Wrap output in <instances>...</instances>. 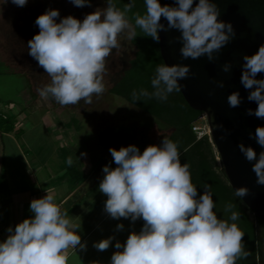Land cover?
I'll return each mask as SVG.
<instances>
[{
    "label": "clouds",
    "instance_id": "obj_1",
    "mask_svg": "<svg viewBox=\"0 0 264 264\" xmlns=\"http://www.w3.org/2000/svg\"><path fill=\"white\" fill-rule=\"evenodd\" d=\"M28 0H11L17 7L26 6ZM78 8L90 7V0H70ZM106 8L87 14L83 21L72 16L59 20L58 10H46L38 16L35 24L39 33L28 41V55L38 62L50 77L51 83L38 89L42 99L53 98L60 105H76L80 101L92 103L93 95L105 91L104 75L106 60L113 49L121 48L120 37L136 38L138 27L147 37L159 43V32L175 29L180 33L182 58L193 60L206 56L211 62L213 53L219 52L235 36L231 23L218 19L220 12L212 0H173V5L158 0H144V14L134 15L133 25L128 13L134 7L132 0L121 10L113 0H106ZM167 26L161 23V19ZM240 83L249 102L256 109H247L246 114L264 119V44L252 55L243 56ZM231 65L226 63L223 71ZM189 67L185 65H160L151 81L153 92L141 89L133 92L134 100L140 96L166 101L173 91H180L179 80L186 79ZM219 83L218 87H223ZM230 107H239V92L227 97ZM256 143L264 148V127L255 129ZM238 148L247 161L255 163L258 185H264V151L257 153L252 147L239 144ZM115 168L104 166V177L99 191L107 199L105 212L112 218L143 220L139 233L130 232L126 241H117V250L111 256V264H236L247 253L243 251V232L235 223L222 220L213 211L215 203L209 186L202 195L191 181L189 165L181 164L178 145L162 139L159 146L149 145L143 152L134 146L110 148ZM81 153V156H85ZM72 157L67 163L72 164ZM249 190L240 187L237 197H244ZM32 218L18 223L14 230L0 242V264H67V249L81 250V236L72 230L67 213L54 202L52 195H45L30 202ZM234 205H227L231 211ZM238 212L229 219L236 221ZM122 231L123 224H117ZM114 237L94 243L98 251H105Z\"/></svg>",
    "mask_w": 264,
    "mask_h": 264
},
{
    "label": "rangeland",
    "instance_id": "obj_2",
    "mask_svg": "<svg viewBox=\"0 0 264 264\" xmlns=\"http://www.w3.org/2000/svg\"><path fill=\"white\" fill-rule=\"evenodd\" d=\"M90 3V7L78 8L70 0H28L26 6L17 7L11 0H0V171L5 177H29L26 169H31L34 164L40 166V176H44L46 170L53 173L62 158V150L55 149L59 141L54 137V131L48 130V124L53 120L60 127L66 122L71 123L72 119L76 121L68 128H77V138L72 140H79V144H66L63 163L67 164L69 157L78 159L87 150L89 159L86 163L93 177L104 175L102 168L106 165L116 167L110 148L119 150L134 145L142 153L149 145L159 146L168 134L165 125L107 92L134 52L129 40L123 37L119 38L121 48L113 49L106 60L105 91L99 96L93 95L92 103L80 101L76 105L63 106L49 97L47 108L54 119L50 114L44 115L47 108L38 106V89L49 85L51 79L28 55V41L39 33L36 18L52 9L59 11L57 23L67 16L83 21L87 14L105 8L99 0ZM29 90V96L34 95L31 99ZM197 123L204 125L207 131L205 120ZM8 130L11 137L5 133ZM98 157L96 166H92L90 160Z\"/></svg>",
    "mask_w": 264,
    "mask_h": 264
},
{
    "label": "water",
    "instance_id": "obj_3",
    "mask_svg": "<svg viewBox=\"0 0 264 264\" xmlns=\"http://www.w3.org/2000/svg\"><path fill=\"white\" fill-rule=\"evenodd\" d=\"M144 1V0H143ZM164 4L173 5V0H158ZM219 9V20L231 23L235 36L219 52L213 53L210 62L206 56L198 59H184L180 54L182 43L180 33L171 29L159 32L157 43L159 56L163 64L185 65L190 71L186 79L179 80L183 85L179 91L186 105L205 116L211 145L218 156L222 172L231 190L245 187L249 194L238 197L250 211L251 217L258 219L264 226V185L256 183L257 177L252 171L255 161L249 162L240 152L238 145L252 147L257 156L261 148L254 138L255 129L264 127V119L246 114L247 109H256L255 102H249L247 96L250 90H245L240 83L241 66L244 55L254 54L261 44H264V0H212ZM167 26V22L161 19ZM228 63L230 70L226 73L223 66ZM264 79V74L257 76ZM223 87H218L219 83ZM239 92L241 104L239 107L229 106L227 97Z\"/></svg>",
    "mask_w": 264,
    "mask_h": 264
},
{
    "label": "trees",
    "instance_id": "obj_4",
    "mask_svg": "<svg viewBox=\"0 0 264 264\" xmlns=\"http://www.w3.org/2000/svg\"><path fill=\"white\" fill-rule=\"evenodd\" d=\"M92 1L95 0H90V2ZM99 1L103 2L106 8V0ZM132 2L134 7L128 13V18L135 25L134 15L136 13L144 14L145 4L143 0H132ZM113 3L122 10L124 5L129 3V0H113ZM135 31L136 38L129 40L135 49L133 56L116 81L108 87V94L121 98L126 104L167 127L168 134L165 139H169L178 145L180 162L181 164L187 163L190 166L191 181L197 187L198 194L202 195L205 186H209L215 203L213 211L217 214V217L228 220L229 223H235L243 232V251L247 255L238 258L236 264H256L255 257L258 246L255 223L261 226L263 224L255 217L250 218V211L229 187L221 165L216 160L218 156L214 153L209 136L202 135L196 138L191 131V123L199 118L202 113L190 109L182 99L179 91L170 93L166 101H160L154 97L149 99L143 96H140L138 101L134 100L132 95L134 91L137 94L141 89H145L149 93L154 91L151 81L155 77L156 68L163 65L157 43L151 37H147L138 27ZM70 121L71 123H64L63 127L68 128L70 124L74 125L73 121L76 122L74 119ZM12 123L13 121L10 125ZM64 169L68 177H80L74 182V185L83 180L84 176L74 164L69 165L67 163ZM4 187V173L0 171V190ZM229 204L234 205V207L231 211H226V206ZM232 212L239 213V218L236 221L229 219ZM136 223L137 233H139L144 222L142 219H138Z\"/></svg>",
    "mask_w": 264,
    "mask_h": 264
},
{
    "label": "crops",
    "instance_id": "obj_5",
    "mask_svg": "<svg viewBox=\"0 0 264 264\" xmlns=\"http://www.w3.org/2000/svg\"><path fill=\"white\" fill-rule=\"evenodd\" d=\"M26 86L29 87L28 83H26ZM26 91H28V88ZM30 94L29 90L28 97L34 96H29ZM38 99V106L48 107L49 98L44 100L39 97ZM49 114L50 111L47 108L44 115ZM50 115L54 119L52 114ZM48 125V130L54 131V137L59 141L55 149L62 150L60 151L61 162L56 164L53 173L46 170L44 176L39 175L40 166L38 164L32 165L29 170L26 169V174L29 177L4 176L5 187L0 190V242H3L9 235L7 231L9 227L14 230L18 223L33 217V213L30 212V202L33 199L43 198L47 194L52 195L54 202L62 211L67 213L66 218L69 219L72 230L81 236V243L86 244L85 250H81L79 247L67 249V264H111L113 253L122 251V249L117 250L114 247L115 243L119 241L123 244L130 232L137 233V223L131 221L130 225V219H112L105 212L107 197L99 191V184L104 175L91 176L92 171H89L86 163V160L89 159L87 150L85 156L80 155L78 159L72 160V164L84 176L80 183L74 185V182L80 177H68L65 173L63 160L66 152H63V149L67 147L66 144H79V140H72L77 138V129L57 126L54 124V120ZM5 133L8 137H11L10 130ZM99 158L94 161L90 160L92 166H96ZM55 159L57 160V157ZM117 224H123L122 231H117ZM109 237H114V239L107 250L98 251L93 246L94 243Z\"/></svg>",
    "mask_w": 264,
    "mask_h": 264
},
{
    "label": "flooded vegetation",
    "instance_id": "obj_6",
    "mask_svg": "<svg viewBox=\"0 0 264 264\" xmlns=\"http://www.w3.org/2000/svg\"><path fill=\"white\" fill-rule=\"evenodd\" d=\"M255 235L257 238V246H258L255 262L256 264H264V226L263 225L261 226L255 223Z\"/></svg>",
    "mask_w": 264,
    "mask_h": 264
},
{
    "label": "built area",
    "instance_id": "obj_7",
    "mask_svg": "<svg viewBox=\"0 0 264 264\" xmlns=\"http://www.w3.org/2000/svg\"><path fill=\"white\" fill-rule=\"evenodd\" d=\"M205 120V116L202 114L199 118H197L194 122L191 123V131L195 134L196 138H199L202 135H208L209 136V131H208V127H207V123H206V130L204 128V125L200 126L198 125V121L199 120ZM206 121V120H205Z\"/></svg>",
    "mask_w": 264,
    "mask_h": 264
}]
</instances>
